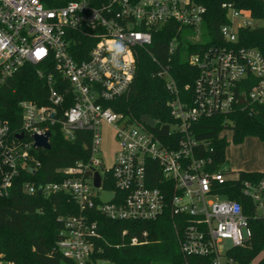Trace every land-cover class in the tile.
<instances>
[{"label": "built area", "instance_id": "built-area-1", "mask_svg": "<svg viewBox=\"0 0 264 264\" xmlns=\"http://www.w3.org/2000/svg\"><path fill=\"white\" fill-rule=\"evenodd\" d=\"M222 8L229 24L219 29L221 43L187 57L197 71L192 84L180 87L170 65L160 67L157 76L170 96V121L150 118V127L115 111V101L132 85L139 50L150 46L153 34L167 24L192 43L209 40L203 34L204 7L192 0H0V83L31 66L46 88L43 105L19 103L18 131L0 120V198L11 194L24 172L39 169L37 151L42 149L35 146V136L49 132L52 147L54 128L68 140L77 132L89 133L86 160L58 169L56 181H27L21 187L27 196L39 191L45 198L68 196L80 209L78 215L59 217L63 228L56 248L64 258L96 264L92 256L100 252L101 240L97 213L126 222L170 216L184 257L238 264L228 252L251 239V220L264 217V178L241 183L250 214L239 202L221 199L217 191L226 178L202 157L193 127L203 118L232 112L242 100L250 107L264 103V57L254 48L236 46L239 29L260 27L263 20L237 9L233 0ZM178 45L175 36L168 45V62ZM103 126L114 134L110 166L96 158ZM223 132L220 137L226 138ZM102 193L112 196L103 202ZM146 236L143 232L129 243L143 245ZM0 264L15 263L0 254Z\"/></svg>", "mask_w": 264, "mask_h": 264}, {"label": "trees", "instance_id": "trees-1", "mask_svg": "<svg viewBox=\"0 0 264 264\" xmlns=\"http://www.w3.org/2000/svg\"><path fill=\"white\" fill-rule=\"evenodd\" d=\"M205 8L203 34L209 38L204 43H192L177 32L172 23L153 34L152 43L139 50L137 69L132 85L126 95L115 101V111L140 120L148 116L153 120L169 122L166 102L170 96L164 81L157 76L160 67L170 65L172 76L182 87L192 84L197 71L189 67L187 57L210 45L220 44L219 29L228 25L227 11L222 4L228 0H192ZM237 9L249 10L256 20H264V1L233 0ZM236 46L254 48L264 57V26L253 29H239ZM178 38V48L168 62V45ZM246 88L249 89L248 86ZM46 88L37 79L34 69L25 66L13 77L0 83V120L8 123L12 132L20 128L22 100L44 104ZM55 129V128H54ZM53 129L52 147L49 151L38 150L39 169L33 174L24 172L15 181L11 194L0 198V254L5 260L15 264H74L64 258L56 248L63 225L61 216L80 214L78 206L65 195H52L47 198L39 193L27 196L22 192V184L27 181L41 185L56 181V171L72 166L76 161L88 158L84 144L88 143L87 132H77L73 140H68ZM230 130L233 144H241L247 137L264 142V103L250 107L247 101L230 113L217 114L201 119L193 127L194 137L200 142L202 157L212 161L217 171L226 163L225 149L228 142L220 134ZM224 174V173H223ZM238 180H226L218 193L230 200L239 202L250 214L248 197L242 192V181L261 180L263 172H239ZM155 185V184H152ZM113 188V184H110ZM101 240L97 242L100 252L92 256V261H107L110 264H208V259L184 257L178 246L170 216H163L152 222L113 221L95 213ZM252 237L242 247L232 248L228 256L238 264H252L264 252V217L251 220ZM126 231L123 236L122 232ZM143 245H130L133 237L142 238ZM89 264V263H88ZM254 264H264L263 258Z\"/></svg>", "mask_w": 264, "mask_h": 264}, {"label": "rangeland", "instance_id": "rangeland-1", "mask_svg": "<svg viewBox=\"0 0 264 264\" xmlns=\"http://www.w3.org/2000/svg\"><path fill=\"white\" fill-rule=\"evenodd\" d=\"M259 26H264V20L257 23ZM226 135V141L229 143L225 149V159L226 163L223 164L219 169L224 173L226 180L236 179L239 172H249L256 171L258 167V162L256 160V153H253L254 137H247L243 140L241 144H233L232 132L230 130H225L223 132ZM256 139V138H255ZM258 140V139H256ZM259 141V140H258ZM261 142V141H259ZM264 143V142H261ZM101 153H99L96 158L100 159L106 166L112 164L115 143H114V134L111 129L107 126L102 128V143H101ZM111 193H102L100 199L105 202L111 198ZM224 196H221L223 199ZM214 199V198H211ZM225 247H229L230 243L228 241L223 242ZM264 252L261 253L254 263L257 260L263 258ZM96 264H110L107 261L98 260ZM161 264V263H158Z\"/></svg>", "mask_w": 264, "mask_h": 264}, {"label": "water", "instance_id": "water-1", "mask_svg": "<svg viewBox=\"0 0 264 264\" xmlns=\"http://www.w3.org/2000/svg\"><path fill=\"white\" fill-rule=\"evenodd\" d=\"M142 122L146 123L148 126H153V121L148 116H142L140 119ZM21 138V136H19ZM50 138V133L46 132L44 136H35V146L37 148H40L45 151H49L51 149V145L48 142V139ZM94 185L98 187L100 185V177L98 173L94 174ZM40 193V191H39Z\"/></svg>", "mask_w": 264, "mask_h": 264}, {"label": "crops", "instance_id": "crops-1", "mask_svg": "<svg viewBox=\"0 0 264 264\" xmlns=\"http://www.w3.org/2000/svg\"><path fill=\"white\" fill-rule=\"evenodd\" d=\"M254 145H253V153H256V160L258 162V167L256 171H249V172H263L264 171V143L259 142L255 138Z\"/></svg>", "mask_w": 264, "mask_h": 264}]
</instances>
